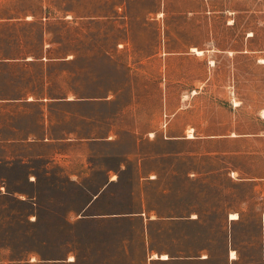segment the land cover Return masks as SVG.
<instances>
[{
  "label": "rangeland",
  "instance_id": "1",
  "mask_svg": "<svg viewBox=\"0 0 264 264\" xmlns=\"http://www.w3.org/2000/svg\"><path fill=\"white\" fill-rule=\"evenodd\" d=\"M238 2L0 0V95L40 97L0 99V264H264L262 72L222 51Z\"/></svg>",
  "mask_w": 264,
  "mask_h": 264
},
{
  "label": "crops",
  "instance_id": "2",
  "mask_svg": "<svg viewBox=\"0 0 264 264\" xmlns=\"http://www.w3.org/2000/svg\"><path fill=\"white\" fill-rule=\"evenodd\" d=\"M223 11L227 12L225 19L228 25H233L241 16V28L237 32V44L222 51L238 53L241 64L244 62L262 72L264 99V0H239L237 6L229 3ZM249 92L244 90V100L249 97Z\"/></svg>",
  "mask_w": 264,
  "mask_h": 264
},
{
  "label": "trees",
  "instance_id": "3",
  "mask_svg": "<svg viewBox=\"0 0 264 264\" xmlns=\"http://www.w3.org/2000/svg\"><path fill=\"white\" fill-rule=\"evenodd\" d=\"M24 59L26 57V54L22 56ZM35 58H40V56H34ZM24 64H34L33 61L25 62ZM33 79H25V78H16L11 77L9 80H6V83L4 85L7 89V92L0 95V99H7V100H22L27 103H34V100H28L29 96L31 95L34 99H38L40 97L35 96L39 94V92L36 89V83H31ZM58 97V101H64V97L62 96H55ZM30 134H28L26 137H23V139H28ZM33 138V136H32ZM19 139V138H17ZM22 139V138H21Z\"/></svg>",
  "mask_w": 264,
  "mask_h": 264
},
{
  "label": "bare ground",
  "instance_id": "4",
  "mask_svg": "<svg viewBox=\"0 0 264 264\" xmlns=\"http://www.w3.org/2000/svg\"><path fill=\"white\" fill-rule=\"evenodd\" d=\"M201 51H198V53H200ZM189 137H192L193 135L192 134H189L188 135ZM237 217V215L235 214V213H232L231 214V218H236ZM162 258H166V254H162V256H161ZM229 257L231 258V259H233V258H235L236 257V252H235V250H230V252H229Z\"/></svg>",
  "mask_w": 264,
  "mask_h": 264
}]
</instances>
